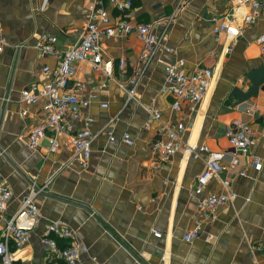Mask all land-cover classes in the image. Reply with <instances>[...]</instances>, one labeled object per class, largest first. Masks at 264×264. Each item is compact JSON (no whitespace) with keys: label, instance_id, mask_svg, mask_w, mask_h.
Wrapping results in <instances>:
<instances>
[{"label":"crops","instance_id":"obj_1","mask_svg":"<svg viewBox=\"0 0 264 264\" xmlns=\"http://www.w3.org/2000/svg\"><path fill=\"white\" fill-rule=\"evenodd\" d=\"M133 1V9L125 15L133 25L170 19L179 4V0ZM259 1L264 5V0ZM93 7L91 0H0L7 40L0 54V184L7 182L14 192L7 216L19 209L32 181L39 186L51 181L49 190L36 200L41 222L29 243L15 253L16 264H65L43 242L53 222L75 235L70 240L53 235L60 247L75 240L89 247L80 264H92V255L100 264H264V166L257 172L242 157L238 170L229 177L222 174V180L230 179L237 199L206 219L200 204L225 189L221 179H215L197 195L196 179L205 158L188 153L206 145L230 160L228 132L244 122L257 134L251 154L264 164V53L256 42L264 34V10L253 25L245 26L242 14L234 12L243 8L232 0H188L169 26L167 43L175 53L161 54L150 64L129 103L130 79L142 43L135 33L105 40V60L124 59L126 66H115V75L109 78L90 71L88 63L80 65L77 76L88 83L85 97L97 96L85 115L95 120L90 126L94 134L114 120L116 137L128 132L135 144L97 135L90 163L83 169L73 160L68 136H59L55 153L47 141L37 150L28 146L29 132L46 115L42 102L27 104L21 93L44 80L43 66L58 67L56 58L41 55L37 42L53 36L55 49L65 53L80 39ZM113 14L116 19L118 14ZM226 17L244 29L228 53L231 39L222 34L217 40L213 32ZM178 58L185 60L189 72L199 66L215 70L213 85L194 115L187 106L183 112H172L173 99L163 92L164 62ZM102 103L109 108L103 109ZM154 107L163 114L161 120L151 115ZM170 121L184 123V141L157 170L159 158L152 144ZM243 170L247 176H240ZM199 223L201 235L186 241L185 235Z\"/></svg>","mask_w":264,"mask_h":264},{"label":"built area","instance_id":"obj_2","mask_svg":"<svg viewBox=\"0 0 264 264\" xmlns=\"http://www.w3.org/2000/svg\"><path fill=\"white\" fill-rule=\"evenodd\" d=\"M94 4L91 15L86 21L80 39L69 50L61 53L55 49L56 38L44 36L36 48L43 57L53 56L58 60V67L53 70L50 66H43L41 74L44 80L21 93V100L27 104L43 103L45 119L35 126L28 134V146L37 150L44 141H47L50 152L55 153L60 147L59 136H68L73 146V160L86 169L92 156V143L97 135L106 134L110 141L133 146L135 141L130 133L125 132L121 137H116L115 123L111 120L106 127L94 134L90 128L94 119L85 115L86 109L91 104L90 98L85 97L88 83L77 76V70H82L80 65L88 63L90 71L112 78L115 75V66L124 68L126 61L120 59L118 63L113 60H105L103 42L114 37H124L135 33L142 43V53L139 62L134 69L127 96V103L135 97V89L140 83L146 69L161 54L172 55L175 53L167 43L169 26L181 11L188 0H179L177 9L170 19L158 20L151 23L133 25L125 20V15L134 7L133 0H91ZM240 8H234V12L242 14L245 26L253 25L260 17L264 5L259 0H232ZM110 6V7H109ZM117 13V20L113 13ZM228 19V20H226ZM219 22L213 32L219 40L222 34L231 39V46L226 52H230L237 37H241L244 29L230 18ZM257 44L264 53V34L259 36ZM7 40L2 26L0 14V54L6 50ZM163 92L172 99V112H183L187 106L190 115L198 112V109L213 85L215 70L209 67L199 66L189 72L186 70L184 59L178 58L164 62ZM103 109H108V103H102ZM156 120H161L163 114L155 107L150 110ZM82 123L76 128L77 123ZM186 127L183 122H168L161 129L162 137L152 144V150L159 158V164L155 169L163 168L181 148ZM257 134L250 125L244 122L236 123L228 132V140L233 150V157L227 160L224 152L213 151L206 145L195 146L188 149V153L194 158H205V166L196 179L195 193L201 195L207 186L215 179H221L222 174L232 173L240 168V158H246L255 171L263 169V162L251 154V148L256 144ZM240 176H247V171L240 172ZM225 189L222 193L210 194L200 207L205 211V217L214 218L215 211L223 206L231 204L237 199V194L230 190L229 178L221 179ZM51 181L39 186L37 181L31 182L30 190L23 199L19 209L11 216L8 210L14 199V192L7 182L0 184V262L1 264H16L15 253L21 251L28 243L33 230L42 219L40 208L36 202L39 194L49 190ZM202 226L199 223L196 228L185 235L186 241H192L201 235ZM55 235L63 240L74 238V232L64 228L59 222L48 224L43 242L50 249L52 256L63 260L65 264H80L82 257L90 253L88 246L76 240L70 246L60 247L59 241L53 238ZM157 237L161 235L155 233ZM92 264H100L97 256H91Z\"/></svg>","mask_w":264,"mask_h":264},{"label":"trees","instance_id":"obj_3","mask_svg":"<svg viewBox=\"0 0 264 264\" xmlns=\"http://www.w3.org/2000/svg\"><path fill=\"white\" fill-rule=\"evenodd\" d=\"M71 243L67 244L65 247L70 246ZM64 248V247H63Z\"/></svg>","mask_w":264,"mask_h":264}]
</instances>
